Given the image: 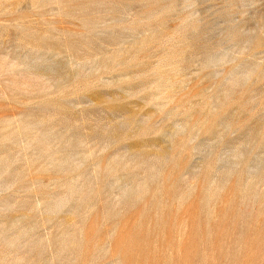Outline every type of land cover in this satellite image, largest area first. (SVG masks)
Instances as JSON below:
<instances>
[{"label": "rangeland", "instance_id": "rangeland-1", "mask_svg": "<svg viewBox=\"0 0 264 264\" xmlns=\"http://www.w3.org/2000/svg\"><path fill=\"white\" fill-rule=\"evenodd\" d=\"M0 264H264V0H0Z\"/></svg>", "mask_w": 264, "mask_h": 264}, {"label": "water", "instance_id": "water-1", "mask_svg": "<svg viewBox=\"0 0 264 264\" xmlns=\"http://www.w3.org/2000/svg\"><path fill=\"white\" fill-rule=\"evenodd\" d=\"M119 37V41H118V44H126L131 38H132V35H130V34H123V35H121V36H118ZM54 55V54H53ZM59 55H61V54H59ZM62 58H63V56H62ZM56 65H60V64H56ZM96 64H94V66H95ZM61 70H63V68H62V66H61ZM62 74L63 75H68L69 74V71L68 70H64L63 72H62ZM198 146H202L201 144H200V142H198V144H197V147ZM255 162H251L250 163V166L252 167L253 165L252 164H254Z\"/></svg>", "mask_w": 264, "mask_h": 264}]
</instances>
